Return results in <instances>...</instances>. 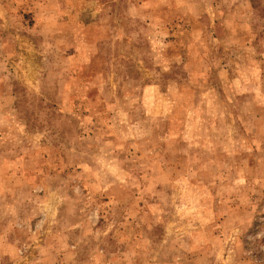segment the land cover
Returning <instances> with one entry per match:
<instances>
[{
	"label": "rangeland",
	"instance_id": "rangeland-1",
	"mask_svg": "<svg viewBox=\"0 0 264 264\" xmlns=\"http://www.w3.org/2000/svg\"><path fill=\"white\" fill-rule=\"evenodd\" d=\"M0 264H264V0H0Z\"/></svg>",
	"mask_w": 264,
	"mask_h": 264
}]
</instances>
